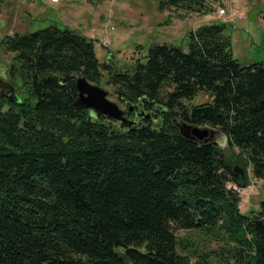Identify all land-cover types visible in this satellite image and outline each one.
Wrapping results in <instances>:
<instances>
[{
  "label": "trees",
  "instance_id": "16d2710c",
  "mask_svg": "<svg viewBox=\"0 0 264 264\" xmlns=\"http://www.w3.org/2000/svg\"><path fill=\"white\" fill-rule=\"evenodd\" d=\"M209 1L157 3L206 14ZM225 30L199 25L186 47L151 44L122 68L55 24L0 40L25 92L0 84V264H264V201L243 215L226 186L247 187L248 166L264 179V62H238ZM78 77L162 110L122 125L75 102ZM175 121L219 131L226 149Z\"/></svg>",
  "mask_w": 264,
  "mask_h": 264
},
{
  "label": "rangeland",
  "instance_id": "374dc122",
  "mask_svg": "<svg viewBox=\"0 0 264 264\" xmlns=\"http://www.w3.org/2000/svg\"><path fill=\"white\" fill-rule=\"evenodd\" d=\"M158 0H4L0 8V40L12 33L34 32L51 24L58 28H71L94 40V52L100 62L108 61L112 67L122 68L132 60L145 61L151 44L170 43L186 47L189 32L199 25L225 23L230 36L232 53L238 62L247 65L264 62V0H214L208 4L206 14L168 7L160 10ZM223 7L231 17L223 20L217 11ZM233 14V16H232ZM13 54L0 46V84L2 92L17 100L24 97L19 80L12 72ZM102 87V86H101ZM107 87V86H106ZM103 88V87H102ZM108 98L123 109L124 105L112 94ZM198 94L191 103L208 101ZM149 113V112H148ZM144 122V121H142ZM205 128V127H204ZM208 128V127H207ZM226 149V137L219 131L212 136ZM237 149L226 150L228 156ZM234 160V157H231ZM242 168V167H240ZM243 169V168H242ZM244 170V169H243ZM247 187L238 192L239 209L243 215L257 212L264 201V179L253 177L251 166L246 167ZM212 264H220L210 259Z\"/></svg>",
  "mask_w": 264,
  "mask_h": 264
},
{
  "label": "water",
  "instance_id": "95a60500",
  "mask_svg": "<svg viewBox=\"0 0 264 264\" xmlns=\"http://www.w3.org/2000/svg\"><path fill=\"white\" fill-rule=\"evenodd\" d=\"M75 87L78 93L76 103L84 105L91 110L92 113L103 114L106 117L119 121L122 125L129 126L133 121L124 116L125 111L131 112L136 108L135 105H130L125 102V111L115 102L108 98L107 92L98 85L92 84L85 80L84 77H78L75 80ZM148 117V116H147ZM175 126L183 138L197 139L200 141H207L213 139L214 131L209 128L191 126L184 121H175ZM234 173L241 176L244 175V170L240 167L234 166Z\"/></svg>",
  "mask_w": 264,
  "mask_h": 264
},
{
  "label": "flooded vegetation",
  "instance_id": "af4514ba",
  "mask_svg": "<svg viewBox=\"0 0 264 264\" xmlns=\"http://www.w3.org/2000/svg\"><path fill=\"white\" fill-rule=\"evenodd\" d=\"M122 104L124 105V108L122 109L123 112H124L125 111V104L124 103H122ZM133 108H134V110L131 111V112H126L125 111L124 116H126L127 119H138V121H143V120H145L147 118L150 119L151 121H153V120L157 119V116L155 115L156 111L157 110H160V111L162 110L160 108V106H158L157 104H153L151 106V109H150L149 113L148 112H144L142 109H139L138 105L136 106V108L135 107H133Z\"/></svg>",
  "mask_w": 264,
  "mask_h": 264
},
{
  "label": "built area",
  "instance_id": "2783aa9c",
  "mask_svg": "<svg viewBox=\"0 0 264 264\" xmlns=\"http://www.w3.org/2000/svg\"><path fill=\"white\" fill-rule=\"evenodd\" d=\"M52 1L58 3L59 0H52ZM217 13L219 14V17L222 18L223 20H227V19H229L231 17V15L229 13H226V10L223 7H221L217 11ZM232 16H233V14H232ZM226 186L228 188H232L233 190H235L237 192H239V191L241 192L242 191V188H239L235 184L230 183V182L228 184H226Z\"/></svg>",
  "mask_w": 264,
  "mask_h": 264
}]
</instances>
